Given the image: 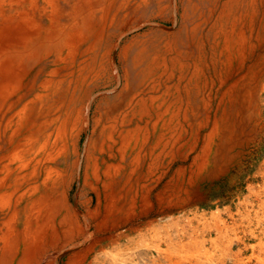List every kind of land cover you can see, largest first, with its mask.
Instances as JSON below:
<instances>
[{
    "label": "bare ground",
    "instance_id": "1",
    "mask_svg": "<svg viewBox=\"0 0 264 264\" xmlns=\"http://www.w3.org/2000/svg\"><path fill=\"white\" fill-rule=\"evenodd\" d=\"M263 147L264 0H0V264H264Z\"/></svg>",
    "mask_w": 264,
    "mask_h": 264
},
{
    "label": "rangeland",
    "instance_id": "2",
    "mask_svg": "<svg viewBox=\"0 0 264 264\" xmlns=\"http://www.w3.org/2000/svg\"><path fill=\"white\" fill-rule=\"evenodd\" d=\"M258 156V157H257ZM256 157H255V164L253 163V165L251 164L249 167L250 168H254L255 166H258V164H259V162L261 161V159L262 158H264V147H263V149L260 151V154H258ZM227 205L229 204V203H226Z\"/></svg>",
    "mask_w": 264,
    "mask_h": 264
}]
</instances>
